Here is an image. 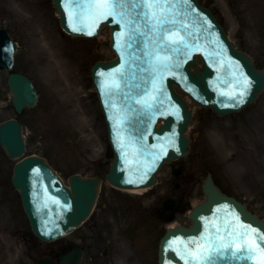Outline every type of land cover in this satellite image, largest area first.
Returning a JSON list of instances; mask_svg holds the SVG:
<instances>
[{
    "label": "rangeland",
    "instance_id": "374dc122",
    "mask_svg": "<svg viewBox=\"0 0 264 264\" xmlns=\"http://www.w3.org/2000/svg\"><path fill=\"white\" fill-rule=\"evenodd\" d=\"M230 1L235 2V0ZM201 2L210 6L223 20L227 31L237 46H243L245 50L256 53L260 62H264L263 55L258 51L259 47L262 48L263 46H260L256 36L251 33L253 26L261 23V18L264 15V0L260 2L246 0L237 3V7L234 6L237 9L235 15L228 17V19H223V14L228 16V13L222 0H201ZM237 19H240L241 26L236 23ZM33 46L36 47V42ZM81 48L83 54L89 49L85 58L81 62L78 61L79 67L84 71L85 67L89 69L95 59L108 60L114 57L109 50L106 33L95 43L84 44ZM27 58L28 61H24V69L29 73L31 72L29 62L38 63L39 58L34 51L30 52ZM59 63L64 64L57 68V64L49 63L46 69L36 68L34 71V77L44 99L49 96V93L54 95L56 100L58 99L59 111L63 115H55L46 100L37 109L26 111L23 118L26 124V135L29 138L28 154L50 157L66 178L73 172L93 174L98 170L104 174L109 162L106 156V151L109 148L105 124L100 117L99 123L92 124L90 120L93 119V114L84 116L80 112L73 99L75 92L67 91L71 79L66 73V64L64 61ZM74 86L75 82H73V89H75ZM89 87L91 92L94 91L91 82ZM3 94H8L7 99L2 96ZM9 97L7 91L0 92V122L15 116ZM191 105L195 111V118L188 135L192 138L196 135L197 140H194L195 151L192 150L191 156L187 159L165 167L159 175L160 184L147 193L145 201L131 199L119 201L110 195L111 186L108 183L104 184L99 207L92 219L93 223L100 222L95 230V235L101 233L99 230L104 224L111 228L109 221L112 218V213L115 217L120 212L143 211L142 214L149 216L150 213L156 211V207L162 200L171 198L168 195L173 193L177 195L183 192L187 193L186 197L181 199V207L184 208L185 213L176 217L175 224H190L186 211L203 199L201 185L208 171H214L218 182L225 190L231 195L239 196L264 218V114L260 112L262 109L264 110V96L245 112L224 119H217L211 112L200 109L194 104ZM45 106L48 107L49 113L45 110ZM202 121L206 125L211 123V127L215 129L206 131V125H202ZM96 133L99 135L98 137L95 136ZM218 135L219 137L216 139L221 143L220 153L213 140ZM223 136L226 137V140ZM222 140L227 142V146L223 144ZM69 154L74 160L73 163L68 160ZM96 159H103V166L94 169ZM4 160L6 159L0 150V185L6 200V208L0 209V218H4L2 226H0V264H22V261L29 264L30 259L38 257L45 247L43 245L40 248L36 246L34 251L27 249V237L23 235V233H27L25 218L18 208V195L8 186L9 169L15 161L6 160L5 162ZM178 165L185 169L184 182L173 179L169 174ZM174 182L180 183L179 189L173 186ZM11 209L14 215L16 213L17 228H14L13 220L9 214H6L7 210L10 211ZM85 226L83 231L74 234L73 239L78 240L83 234L89 233L87 226L92 227L91 221ZM166 226L157 225V228L163 233ZM25 229L26 232H24ZM10 232L17 235L14 240L9 237L8 233ZM111 232L109 233L111 234ZM109 233H106V237H109ZM151 233L153 234V232ZM91 239L97 240L98 237L91 236ZM100 245L101 242H98L96 249ZM104 248L106 246H100L101 250ZM93 255L94 252H90V260H94L91 259Z\"/></svg>",
    "mask_w": 264,
    "mask_h": 264
},
{
    "label": "water",
    "instance_id": "95a60500",
    "mask_svg": "<svg viewBox=\"0 0 264 264\" xmlns=\"http://www.w3.org/2000/svg\"><path fill=\"white\" fill-rule=\"evenodd\" d=\"M188 2L193 3L191 0H187V3ZM204 12H197L199 15L198 20L201 21L197 22V26H200L201 31L198 33H192V39L186 40L183 38V41L180 40L182 41L180 45L177 47L171 45L170 48L174 52L182 53L184 45H186L185 50L188 52L187 57L191 56V54L195 52L202 53L204 57L206 54L208 55L214 53L222 58L223 61H225L227 57L225 54V48H227L234 56H237L242 60V64L244 65L248 74H251V76L247 75L242 70V68L236 64L235 57H231L224 69V82H227L229 79H231L232 83L234 84H244L245 78L249 76L250 78H248V81L251 82L252 77L255 83L251 82L244 92V94L247 95V98L245 99L243 105L234 109H225L221 113L225 114L229 113L230 111L241 109L246 102V104L250 103L255 98L254 96L264 90V72L255 71L251 60L245 54L237 53L231 48L228 42H226V44L224 42L226 41V38L224 37L223 30L219 26H216L215 21L208 19V13ZM206 14L208 16H206ZM192 30L196 31L198 28H193ZM161 42L164 44L167 43V46L170 45L167 41L162 40ZM192 65L196 66L194 61L189 63L188 67ZM205 67H207L206 64ZM100 68L105 69L108 67L99 66L98 69ZM203 72L199 74L197 72L193 73L195 78L192 77V79L195 80L196 83L204 86V84L209 79L213 80L214 77L211 69L207 75L201 76ZM201 78L203 79L204 84L202 83ZM11 83L13 92L15 94L14 101L19 110L24 108L26 105L33 106L35 104L37 99L36 91L26 78L14 76L12 77ZM169 88L171 89V81H169ZM171 94L174 96L172 89ZM240 94L241 91L239 89L227 94H221L219 92V100H222L225 97L227 99H230L231 97L235 99ZM186 111V121L179 124V128L175 129L178 136L177 140L179 142V148L177 150L178 152L164 150L161 155H157L156 151H151L140 147L139 149L143 151V154H150L151 157H145L141 155L133 158L132 162L135 165H138L140 162H143L145 165L154 163L153 166L149 168L148 176L159 169L164 160L172 161L177 156H183L189 151L188 145L185 146V143H189L188 139L185 140L181 136L182 133L187 130L188 121H190L192 117V113L188 110V107H186ZM157 115L160 116L163 114L158 113ZM169 118H171V116ZM168 121H171V119L167 120L166 117V122L168 123ZM2 132V136L4 137L1 140V144L5 148L8 155L11 158H16L23 155L25 152V146L21 138L19 124H17L15 121H10L4 126ZM158 146L164 147L162 142H158ZM151 153H154L158 157V160L154 158ZM43 163L44 161L35 159L25 160L16 169L17 176L15 183L17 188L22 191L25 207L31 217L35 232L43 239H55L74 229L83 219L87 217L89 211L92 209L94 195H96L98 192L99 180L95 179L88 183H83L80 179H73L71 184L74 194H72L67 188L63 186L62 183L57 181L50 185L45 183L44 180L49 182L53 175H50V171L44 166ZM120 166L122 167L119 170V177L127 186V182H130V171L125 167L124 164H120ZM139 172L144 173L145 171L139 170ZM45 176L49 177L44 179ZM108 179L111 182H114L115 180L114 177H112V174L108 177ZM153 181L154 179L152 176L150 177V181L147 184H151ZM140 182H143V180L138 181L137 183ZM49 188L51 191H48ZM85 189H88L87 194H85ZM204 190L207 199L209 200L208 203L212 201L214 196L219 197L218 195L221 194L220 190L213 185L211 179H208ZM220 198L222 199L223 197L220 196ZM229 207L232 212H236L237 217L240 220V224L236 230L238 240H234V242L236 241L235 243L238 244V248L233 251L229 250L227 253H219V251L212 253L206 249L210 261L213 260L214 255H219L217 262L221 264H260L254 258L255 249L260 250L264 254V223L261 222L257 216H253L248 213L243 206L237 204L235 201H230ZM201 212H206V208L204 210L201 209L198 214ZM196 235H198L197 232ZM242 235L243 241L241 240ZM249 248H251L253 251L250 252L248 250ZM199 251H202L201 246L197 250L192 251L191 253L189 252L190 256L192 255V257H198L200 255ZM258 257L264 259V255L262 254H259ZM241 261H243V263ZM186 262L187 258L185 257L181 256L180 258L179 256V259L177 260L173 255L169 256V264H186ZM79 263L80 257H73V255L64 256L62 259V264ZM41 264L51 263L47 260H43Z\"/></svg>",
    "mask_w": 264,
    "mask_h": 264
},
{
    "label": "snow or ice",
    "instance_id": "6c2138e0",
    "mask_svg": "<svg viewBox=\"0 0 264 264\" xmlns=\"http://www.w3.org/2000/svg\"><path fill=\"white\" fill-rule=\"evenodd\" d=\"M185 2H187V0H185ZM121 6H122V4L119 2V0H99V2L93 3L89 6L92 9V11L90 12V15L94 18V20H101V19H104L105 17H108V16L115 17L118 14L116 9L121 7ZM141 7H146V8L151 9L154 7H159V5H153L150 3H145V4L141 5ZM93 26H95V25H93ZM89 34H92V33H89ZM165 39L168 43H171V44L182 43V41H180L178 39H169L167 37H165ZM240 95L242 96L243 93H241ZM233 243H235V242H233ZM248 250L250 252L253 251L251 248H249ZM260 264H264V259L261 260Z\"/></svg>",
    "mask_w": 264,
    "mask_h": 264
},
{
    "label": "flooded vegetation",
    "instance_id": "af4514ba",
    "mask_svg": "<svg viewBox=\"0 0 264 264\" xmlns=\"http://www.w3.org/2000/svg\"><path fill=\"white\" fill-rule=\"evenodd\" d=\"M42 6L46 5V1H40ZM24 3V0H0V24L7 28V30L10 33H14V25L16 24V27L18 29H22V25L17 22L15 19L8 18L7 13L14 5H22ZM13 25V26H12ZM58 250L55 252V254L65 251L69 249L68 243H61L56 247ZM56 256V255H55ZM106 264H111L109 261L106 262Z\"/></svg>",
    "mask_w": 264,
    "mask_h": 264
},
{
    "label": "bare ground",
    "instance_id": "6f19581e",
    "mask_svg": "<svg viewBox=\"0 0 264 264\" xmlns=\"http://www.w3.org/2000/svg\"><path fill=\"white\" fill-rule=\"evenodd\" d=\"M209 129L212 131V130H214L215 128L209 126ZM216 137H219V135H218V136H215L214 139H213V140H214V144H215L217 150L219 151V148H220V146H221V143H220V141H217ZM223 138L226 140V137H225V136H223ZM222 141H223V140H222ZM223 144H225V145L227 146V142H224V141H223ZM219 153H220V151H219ZM138 192H139V190H136V191H134L133 193H138Z\"/></svg>",
    "mask_w": 264,
    "mask_h": 264
}]
</instances>
